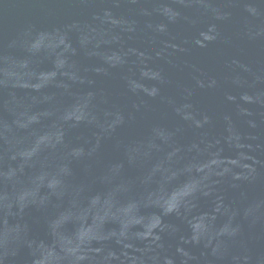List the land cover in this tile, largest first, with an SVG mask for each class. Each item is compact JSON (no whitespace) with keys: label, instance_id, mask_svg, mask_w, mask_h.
Returning <instances> with one entry per match:
<instances>
[{"label":"water","instance_id":"1","mask_svg":"<svg viewBox=\"0 0 264 264\" xmlns=\"http://www.w3.org/2000/svg\"><path fill=\"white\" fill-rule=\"evenodd\" d=\"M0 264H264V0H0Z\"/></svg>","mask_w":264,"mask_h":264}]
</instances>
